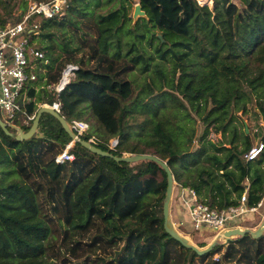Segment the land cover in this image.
I'll list each match as a JSON object with an SVG mask.
<instances>
[{"label": "trees", "instance_id": "trees-1", "mask_svg": "<svg viewBox=\"0 0 264 264\" xmlns=\"http://www.w3.org/2000/svg\"><path fill=\"white\" fill-rule=\"evenodd\" d=\"M237 1L136 0L144 15L132 23L128 0H66L29 35L45 71L26 84L21 110L57 102L69 121L89 112L98 147L157 155L173 190L192 189L217 210L237 206L243 192L255 205L264 193V132L261 152L245 160L252 143L236 112L254 102L264 121V0ZM67 63L77 68L57 92L51 86ZM210 130L224 140L208 138ZM69 141L46 124L23 140L0 128V264H264L263 236L204 255L184 247L163 228V169L118 163L79 143L72 160H56ZM191 231L198 247L209 243L208 231Z\"/></svg>", "mask_w": 264, "mask_h": 264}, {"label": "built area", "instance_id": "built-area-1", "mask_svg": "<svg viewBox=\"0 0 264 264\" xmlns=\"http://www.w3.org/2000/svg\"><path fill=\"white\" fill-rule=\"evenodd\" d=\"M196 1L201 4L199 0ZM65 3L66 0H28L25 15L19 22L5 27L0 26V112L8 125L14 124L19 112H23L28 119H32L34 116V114L29 115L22 111L20 104L26 84L36 79V73L33 71V68L38 67L36 60L43 57L42 51L30 44L29 35L38 33L40 18H51L58 13L61 14L62 6ZM42 62L44 63L46 60ZM76 68L77 66L73 63H67L61 70L58 82L51 88L57 92L61 91L73 78ZM51 105L59 111L57 102H51ZM69 123L74 134L78 137L82 138V135L88 132L89 125L85 121L72 119ZM88 139L95 144L96 140L93 136ZM109 141L108 146L115 148L118 140L112 138ZM72 146L73 141L70 140L56 160H72L74 158L73 153L70 152ZM262 148L261 142L252 146L244 154L245 160L256 158ZM186 192L188 199L185 200V203L188 206L192 228L200 232L208 231L212 236L218 235L230 227L228 226L230 220L244 214L258 212L264 203L263 193L262 198L255 205L248 206L247 194L243 192L237 206L217 210L199 200L194 190L186 189ZM262 236L264 237V230Z\"/></svg>", "mask_w": 264, "mask_h": 264}, {"label": "water", "instance_id": "water-1", "mask_svg": "<svg viewBox=\"0 0 264 264\" xmlns=\"http://www.w3.org/2000/svg\"><path fill=\"white\" fill-rule=\"evenodd\" d=\"M140 15H144V11L141 9L139 3H137L134 6L133 16ZM158 36L160 39H162L160 34ZM43 123L50 128L63 129L68 134L70 140L73 141V144L79 143L87 150L98 155L111 157L118 163H125L127 165L140 161H152L156 163L166 173V189L162 204L163 228L181 245L194 250L198 255H204L208 253L214 246L224 245L229 240L237 237L250 235L252 238H258L262 236V232L264 230V217L262 218L260 224L254 230H251L248 227L231 226L221 231L218 235H215L206 246L198 247L196 243L191 241L190 238L179 231L171 218L170 209L174 188V178L171 169L169 168L165 160L152 153H123L122 155H114L109 150H104L98 147L89 139H84L76 136L71 128L69 120L61 115V113L56 110L51 105V103L48 102L39 105V107L35 111L31 125L27 129L18 128L17 131L13 133L9 130L10 125H8L3 120V118L0 117V128L2 129V131L9 136H13L16 140H23L32 137L40 130L41 124ZM115 139L118 140V138ZM233 236L236 237L233 238Z\"/></svg>", "mask_w": 264, "mask_h": 264}, {"label": "crops", "instance_id": "crops-1", "mask_svg": "<svg viewBox=\"0 0 264 264\" xmlns=\"http://www.w3.org/2000/svg\"><path fill=\"white\" fill-rule=\"evenodd\" d=\"M27 3H28V0H0V26L5 27V26L13 25L19 22L25 15V12L27 9ZM32 45L34 46V44ZM42 67L41 66H38L37 68L35 67L33 68V71L35 73L37 70H42L44 72L45 68H42ZM23 99L25 100L24 97H22V100ZM22 105H24V103H22ZM39 105H41L40 102L37 104V108L39 107ZM0 117L4 118L2 113H0ZM32 119L26 118L23 112H19L18 117L15 120V121H19V123L14 122V124L10 125V127H12L15 130L14 132H16L18 128L24 129L23 127L20 126L21 124L28 125L30 121H32ZM39 135H42V134H39ZM187 199H188V193L186 192V189L179 188V189L173 190L170 214H171V218L173 222L175 223L177 227L178 226L181 227V229L184 230L185 233H190L191 230H193V228H192V224L190 221L188 206L185 203V200ZM262 208H263V211H262ZM258 214L260 215L259 216L260 219L264 217V205H262L259 208ZM244 215H242L241 217L243 218ZM245 218H247V214ZM241 220L242 219H239V217L234 220H230L228 223V226L230 227L240 226L239 221Z\"/></svg>", "mask_w": 264, "mask_h": 264}, {"label": "rangeland", "instance_id": "rangeland-1", "mask_svg": "<svg viewBox=\"0 0 264 264\" xmlns=\"http://www.w3.org/2000/svg\"><path fill=\"white\" fill-rule=\"evenodd\" d=\"M234 2H237L238 3V1L237 0H233ZM128 2H130V4L131 5H129V7H128V12H129V15L131 16V21H132V23H135L136 22V19H137V17L138 16H133V10H134V6H135V4H137V2H136V0H128ZM26 3V2H25ZM208 6L209 7H212V0L208 3ZM39 19V18H38ZM131 23V22H130ZM126 46H124V48H125ZM110 50L112 51V48L110 47ZM45 63V62H44ZM36 65L37 66H41L40 65V63L38 64V63H36ZM167 65H168V63H167ZM42 67V66H41ZM43 68V67H42ZM133 72H136L135 73V75H136V77H138L139 76V74H138V70L137 69H135ZM138 79V78H137ZM139 80V79H138ZM43 103H47V102H43ZM43 103H41V104H43ZM247 109H248V111H246V112H241V111H238V112H236V115L239 117V120L237 119V122H238V127H239V129L240 130H242V129H244L249 135H250V138H251V143H252V145L251 146H255V145H258L261 141H260V138H261V134H262V132H264V121H262L261 119H260V117H258L257 115H256V111H257V108L255 107V105H254V102H251V103H248L247 104ZM1 113V112H0ZM196 118H198V117H196ZM82 119H84V121H86L88 124H89V130L88 131H91V136H93L94 138H95V140L96 141H99V139L100 140H102V137L101 136H99V134H98V132H95V130H98V128L95 126V124L94 123H92V121H91V114L89 113V112H87L85 115H84V117L82 118ZM198 122L196 123V125L198 126V127H196L197 128V130H196V135L198 134V133H200V131H202V122H201V120L198 118V120H197ZM239 121H241L242 122V125L240 126V124H239ZM16 123H19V121H15ZM91 123L93 124V128H92V125H91ZM44 124V123H43ZM21 127H23V128H25L26 127V125H24V124H21L20 125ZM258 133V134H257ZM208 138H210L211 140H213V141H217V140H219V139H222V140H224V137H223V135H221L220 133H214L213 132V130H210L209 131V134H208V136H207ZM99 138V139H98ZM112 139V138H111ZM110 139V140H111ZM110 141H108L107 142V144L109 145L110 143H109ZM238 144H239V142H238ZM197 144H195V146H196ZM5 174H7V171L6 170H4L3 171ZM172 203H174V202H172ZM264 205V204H263ZM262 211H263V208H262ZM253 216V217H252ZM259 214H258V212H255L253 215L252 214H250V215H248L247 214V218H245L246 217V214L243 216V218L242 217H239V219H242L241 221H239V225H240V227H248V228H250L251 230H254L259 224H260V222H261V220L262 219H260L259 218ZM252 217V218H251ZM231 223V222H230ZM177 227V226H176ZM178 229H179V231H181L184 235H186L188 238H190V240L191 241H193V242H195L194 241V236H195V232L194 231H191L190 233H185V231L184 230H182L181 229V227H177ZM214 236H212L211 235V233H209V235H208V237L205 239V240H207V241H211L212 240V238H213ZM234 237H236V236H233V238ZM225 245V244H224ZM217 257V256H216ZM196 264H199V263H196Z\"/></svg>", "mask_w": 264, "mask_h": 264}, {"label": "bare ground", "instance_id": "bare-ground-1", "mask_svg": "<svg viewBox=\"0 0 264 264\" xmlns=\"http://www.w3.org/2000/svg\"><path fill=\"white\" fill-rule=\"evenodd\" d=\"M200 1H204V2H208V3H209L211 0H199V2H200ZM200 3H201V2H200ZM201 4H202V3H201Z\"/></svg>", "mask_w": 264, "mask_h": 264}, {"label": "clouds", "instance_id": "clouds-1", "mask_svg": "<svg viewBox=\"0 0 264 264\" xmlns=\"http://www.w3.org/2000/svg\"><path fill=\"white\" fill-rule=\"evenodd\" d=\"M113 138H117V137H113ZM74 145V144H73Z\"/></svg>", "mask_w": 264, "mask_h": 264}]
</instances>
